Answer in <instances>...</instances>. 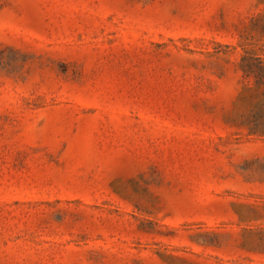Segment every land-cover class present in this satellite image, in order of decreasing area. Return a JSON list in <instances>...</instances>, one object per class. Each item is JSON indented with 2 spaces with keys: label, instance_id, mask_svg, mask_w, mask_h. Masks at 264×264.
Wrapping results in <instances>:
<instances>
[{
  "label": "rangeland",
  "instance_id": "rangeland-1",
  "mask_svg": "<svg viewBox=\"0 0 264 264\" xmlns=\"http://www.w3.org/2000/svg\"><path fill=\"white\" fill-rule=\"evenodd\" d=\"M0 264H264V0H0Z\"/></svg>",
  "mask_w": 264,
  "mask_h": 264
}]
</instances>
